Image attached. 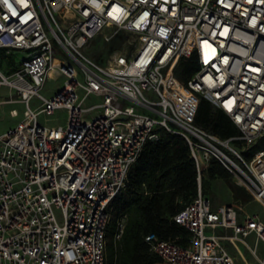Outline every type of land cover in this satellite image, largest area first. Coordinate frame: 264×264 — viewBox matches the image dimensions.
<instances>
[{
  "label": "built area",
  "instance_id": "2783aa9c",
  "mask_svg": "<svg viewBox=\"0 0 264 264\" xmlns=\"http://www.w3.org/2000/svg\"><path fill=\"white\" fill-rule=\"evenodd\" d=\"M121 33L105 64L84 54L96 38ZM189 50L196 70L181 82ZM53 76L66 80L48 98ZM1 87L11 97L0 104L25 109L0 135V264H104L111 203L160 130L187 142L198 189L173 218L187 245L149 234L150 251L168 264H248L240 243L264 264V218L236 203L213 209L201 191L216 160L264 205V148L246 155L264 140V0H0ZM202 98L237 135L195 124ZM57 110L67 112L65 128L39 123Z\"/></svg>",
  "mask_w": 264,
  "mask_h": 264
},
{
  "label": "trees",
  "instance_id": "16d2710c",
  "mask_svg": "<svg viewBox=\"0 0 264 264\" xmlns=\"http://www.w3.org/2000/svg\"><path fill=\"white\" fill-rule=\"evenodd\" d=\"M126 38L127 35L121 33L111 44L105 42L110 44L108 55L121 49ZM91 55L95 60L101 56L97 51H92ZM195 70V58L189 50L179 65L177 77L181 82H186ZM195 124L222 139L238 134L230 119L203 98L198 105ZM261 148H264V140L254 145L246 155ZM231 178L219 162L212 160L202 175L201 191L208 196L211 184L222 180L235 202H250L252 196L244 187L232 183ZM197 189L196 168L187 142L160 130L159 138L145 145L129 171L124 190L111 203L104 264H168L150 251L145 237L154 234L160 240L186 246L189 232L173 218L193 201ZM121 219L125 220L124 228L117 239V227Z\"/></svg>",
  "mask_w": 264,
  "mask_h": 264
},
{
  "label": "rangeland",
  "instance_id": "374dc122",
  "mask_svg": "<svg viewBox=\"0 0 264 264\" xmlns=\"http://www.w3.org/2000/svg\"><path fill=\"white\" fill-rule=\"evenodd\" d=\"M108 43V42H107ZM105 43L100 38L95 39L88 47L84 49V54L87 55L90 59L93 61L99 63V64H105L107 62V59L109 57V47L110 44ZM92 51H97L100 53V59L95 60L91 53ZM65 78L63 76H53L49 80H47L45 87L42 90V94L45 97H51L58 88H60L65 83ZM10 90L7 87H1L0 88V99L3 101H8L10 99ZM12 97L15 98V93H12ZM37 105V100L32 101V107H35ZM16 110L18 112L17 116H13L11 114V110ZM24 106L20 103H1L0 104V135L3 133H6L9 129L15 127V125L23 118V111ZM47 117L40 115L38 117V121L41 124L49 125L53 127L62 126L63 128L66 127V121H67V112L65 110H57L54 112V114L51 117ZM231 182L237 184L232 178ZM212 208L216 209L220 205L226 204V203H236L241 207L243 210V213L246 214H257L261 218H264V205L257 202L253 197L252 200L248 203H238L235 202L232 199L231 193L226 185V183L222 180H216L211 184V190L208 194ZM217 234H221L220 230L215 231ZM208 234L209 231H206ZM248 243L253 242V237H249L247 239ZM225 246L229 250V252L232 254V256L237 260V262L241 263V256L237 253L235 248L231 246L227 241L224 242ZM240 253L245 258V260L248 262V264H256L255 259L250 255V253L247 251V249L240 243L237 244ZM259 252L261 254H264V243L259 244Z\"/></svg>",
  "mask_w": 264,
  "mask_h": 264
}]
</instances>
